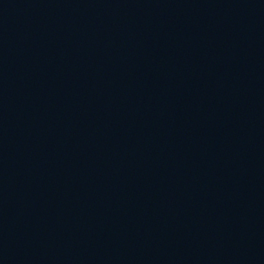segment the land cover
I'll return each mask as SVG.
<instances>
[{
    "label": "water",
    "instance_id": "water-1",
    "mask_svg": "<svg viewBox=\"0 0 264 264\" xmlns=\"http://www.w3.org/2000/svg\"><path fill=\"white\" fill-rule=\"evenodd\" d=\"M133 264H264V124L191 210Z\"/></svg>",
    "mask_w": 264,
    "mask_h": 264
}]
</instances>
